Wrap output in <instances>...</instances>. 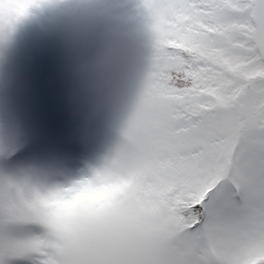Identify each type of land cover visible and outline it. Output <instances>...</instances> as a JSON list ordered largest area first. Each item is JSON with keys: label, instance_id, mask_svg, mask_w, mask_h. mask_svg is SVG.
I'll return each instance as SVG.
<instances>
[{"label": "snow or ice", "instance_id": "1", "mask_svg": "<svg viewBox=\"0 0 264 264\" xmlns=\"http://www.w3.org/2000/svg\"><path fill=\"white\" fill-rule=\"evenodd\" d=\"M142 6L151 55L126 156L162 218V262L264 264V0ZM27 7L0 0V36Z\"/></svg>", "mask_w": 264, "mask_h": 264}, {"label": "rangeland", "instance_id": "2", "mask_svg": "<svg viewBox=\"0 0 264 264\" xmlns=\"http://www.w3.org/2000/svg\"><path fill=\"white\" fill-rule=\"evenodd\" d=\"M110 3L128 52L130 112L90 110L55 34L53 14L17 24L0 41V264H35L38 258L66 264L69 250L163 264L162 218L139 199L126 156L149 73L148 21L142 0ZM43 40L51 44L42 48L44 59H36L34 49ZM39 61L48 72L32 78ZM143 71L147 78L137 98ZM31 90L39 95L27 103ZM20 163L28 164L20 169ZM6 223L17 237L8 235Z\"/></svg>", "mask_w": 264, "mask_h": 264}, {"label": "clouds", "instance_id": "3", "mask_svg": "<svg viewBox=\"0 0 264 264\" xmlns=\"http://www.w3.org/2000/svg\"><path fill=\"white\" fill-rule=\"evenodd\" d=\"M24 2L28 5L26 14L17 24L41 14L51 13L56 17L55 34L71 58L74 82L85 94L90 110L104 114L126 107L130 112L133 99L127 89L128 52L110 0ZM148 32L150 35L149 27ZM8 35L0 36V41ZM146 78V73L141 72L136 86L137 98ZM64 260L66 264H134L121 255L81 254L71 250Z\"/></svg>", "mask_w": 264, "mask_h": 264}, {"label": "trees", "instance_id": "4", "mask_svg": "<svg viewBox=\"0 0 264 264\" xmlns=\"http://www.w3.org/2000/svg\"><path fill=\"white\" fill-rule=\"evenodd\" d=\"M50 44H51V41L50 40H43V41H40V42H38V44H36L37 45V47H36V49H34L35 50V53L37 52V54H36V59H41V58H43L44 59V55H43V53H42V48H44V47H47V46H50ZM39 48V49H38ZM40 62V61H39ZM36 63V68L33 70V71H31V73H30V76L33 78H39L42 74H44L45 75V70L48 72V69L45 67V65H42L41 64V62L40 63ZM30 65V64H29ZM26 98H25V102H32L35 98H36V94L37 95H39V93H37V91H33V90H31L30 91V93H28V92H26ZM30 94V95H29ZM28 96V97H27ZM30 97V98H29ZM26 103V104H27ZM80 140V139H79ZM72 146V145H71ZM70 148V150H71V147L69 146L68 147V149ZM10 149V150H9ZM14 149H16L15 147H13V148H8L7 149V151H13ZM15 152V151H14ZM11 155V154H10ZM10 155H8V156H10ZM0 156H3V155H0ZM8 178H10V177H8ZM18 181H16V182H11V183H13V184H16Z\"/></svg>", "mask_w": 264, "mask_h": 264}, {"label": "bare ground", "instance_id": "5", "mask_svg": "<svg viewBox=\"0 0 264 264\" xmlns=\"http://www.w3.org/2000/svg\"><path fill=\"white\" fill-rule=\"evenodd\" d=\"M19 182V181H18Z\"/></svg>", "mask_w": 264, "mask_h": 264}]
</instances>
